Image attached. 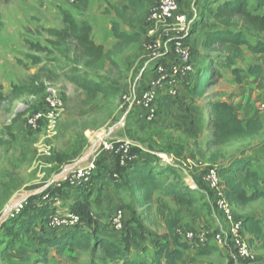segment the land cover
<instances>
[{"label": "rangeland", "instance_id": "rangeland-1", "mask_svg": "<svg viewBox=\"0 0 264 264\" xmlns=\"http://www.w3.org/2000/svg\"><path fill=\"white\" fill-rule=\"evenodd\" d=\"M224 1L180 2V13L192 24L201 25L187 38L196 69L185 84L189 101L178 105L180 96L167 102L162 97L160 116L155 121H137L132 113L126 128L115 130L123 96L139 92L143 80L150 77L152 68L148 65L152 67L153 63H149L143 47L148 40L145 19L159 0H147L141 14L127 9L128 0H88L87 9L80 8L79 0H0V264H112L102 261V250L93 242L88 249H67L60 254L56 246L42 241L82 231L91 239L121 243L127 228L142 234V246L131 250L130 258L150 263L158 245L170 243L166 222L176 213L177 233L188 231L194 235L187 241L191 249L184 253L180 264H264V249L251 243L245 232L254 256L250 263L237 257L230 241L224 247L217 243V235L226 237V227L204 181L210 169L221 170L245 156L257 161L258 168L264 167V130L222 148H206L211 134L209 102L225 96L237 99L243 88L232 70L222 67L227 53L220 43L205 36L207 28L236 30L250 43L264 44V35L250 30L241 18L227 21L218 17L219 5ZM260 1L246 0L250 7L264 13V8L258 7ZM63 11L90 24L92 40L103 46L110 59L104 70L87 67V60L72 40L63 42L51 34L67 29ZM114 27L126 36L124 41L115 37ZM35 45L44 49L37 50ZM252 65L262 66L263 70L257 76L243 77V85L254 89L252 112L245 115L259 117L264 125V54L244 48L239 67L248 69ZM206 68L211 70L212 79L205 88L210 79L205 73L201 86L205 92L195 98L191 89L198 71ZM74 74L112 85L117 92L91 99L71 81ZM54 93L62 102L56 129L51 132L46 123L30 129L28 119L45 112L47 99ZM170 106L175 112L169 111ZM106 139L131 142L132 154H143L144 161L150 157L152 167L162 171L160 180L164 185L178 183L179 189H187L195 199L194 206L182 207L162 192H155L152 202H147L144 192L135 189L131 181L135 166L125 168L118 179L114 178L113 159L99 154ZM96 155L97 173L86 193L71 189L67 183L59 186L68 172L88 164ZM85 197L88 203L83 205ZM19 203L23 208L17 213ZM86 207L92 222L80 224ZM49 209L56 211L50 222L44 219ZM233 211L240 218L253 214L264 225V202L246 208L233 206ZM118 212L123 216L122 232L115 227ZM74 218L79 222L73 223Z\"/></svg>", "mask_w": 264, "mask_h": 264}, {"label": "trees", "instance_id": "trees-1", "mask_svg": "<svg viewBox=\"0 0 264 264\" xmlns=\"http://www.w3.org/2000/svg\"><path fill=\"white\" fill-rule=\"evenodd\" d=\"M79 3L80 8H88V0H79ZM146 3L147 0H128L127 9L133 14H141L146 10ZM258 7L264 8V0L260 1ZM255 9L250 7L246 0H225L224 3H220L217 14L219 18L227 21L241 18L250 30L264 35V13H259ZM63 15L67 29L63 31L53 30L51 34L63 42L72 40L76 45L77 51L87 60V67L97 71L104 70L110 59L105 53L103 46L96 45L92 40V27L90 24L86 21H79L73 18L67 11H63ZM199 26L201 25L198 23L192 25L193 33L198 30ZM2 28L3 23L0 20V31ZM113 32L118 40H125L126 36L117 27L113 28ZM205 36L223 46L227 56L222 63V67L232 70V74L239 85L243 84L244 76L250 78L262 72V66L252 65L248 69H244L239 67V63L244 58V48H248L253 54L263 55V43H250L242 32L227 29L220 30L218 27L207 28ZM35 48L37 50L44 49L40 45H35ZM205 73H208L210 76V79L206 80L205 88L210 84V80L212 79L211 70L206 68L204 71H198L195 83L191 89L195 98L201 97L205 92V88L201 90ZM71 81L91 99H95L99 95L110 96L117 92L116 87L112 85H106L103 82L95 83L77 74L73 75ZM201 93L202 95L199 96ZM167 100H170V98L165 97L166 102ZM208 107L211 113V134L206 144L207 150L222 148L231 143L258 136L264 130L263 122L259 117L248 120L240 118L236 108L229 101H210ZM137 155V160L126 168L135 166L131 181L135 184V189L144 192L147 202H152L155 192H162L166 197H169L182 207L191 208L194 206L195 199L187 189H179L178 183L165 186L160 180L163 173L152 167V159L149 157L144 161L143 154ZM142 161L145 162L144 165H141ZM256 163L257 161L241 157L229 163L227 167L225 166L221 170H218L224 184L225 195L233 206L244 208L259 201L264 202V167L258 168ZM115 170L113 172H117L120 177L121 171L125 170V168L117 167ZM87 189L78 191L86 193ZM82 202L83 205L88 203L87 197L83 198ZM32 214L35 216L36 210H33ZM54 216H56V211L49 209L44 219L50 222ZM90 216L92 214L86 207L85 215L80 217V224H90L92 222ZM242 220L245 234L250 237V242L256 243L260 246V249H264L263 221L255 216L243 217ZM166 224L170 243H160L155 250L154 260L150 263L145 259L133 260L129 256L131 250L140 249L142 246V234L135 229H125L121 243H115L109 239H100L99 237L91 239L89 235L82 233V231L74 232L65 237L66 239H50L42 242L50 246H56L60 254H64L67 249H88L93 242L102 250V261L112 264H180L184 260V253L190 250L191 247L183 239L182 235L176 231L178 225L177 213L174 214L173 219H167Z\"/></svg>", "mask_w": 264, "mask_h": 264}, {"label": "built area", "instance_id": "built-area-1", "mask_svg": "<svg viewBox=\"0 0 264 264\" xmlns=\"http://www.w3.org/2000/svg\"><path fill=\"white\" fill-rule=\"evenodd\" d=\"M180 2L181 0H159L155 6L149 9L145 19L148 40L143 47L147 57L150 58L149 63H153L152 67L150 64L148 65L152 68L150 72L152 75L147 78L141 91L123 96L120 106L121 116L115 130L125 129L130 122L132 113H136L143 121H155L160 116L158 105L161 98L168 97L171 101L178 99L184 84L189 83L194 76L196 69L193 53L187 39L193 32V24L185 14L180 13ZM163 38L168 40L165 42ZM61 108V100L55 93L51 94L47 99L46 111L37 113L28 119L29 128L36 130L41 123H46L48 129L54 132ZM100 153L111 157L116 169L117 167L126 168L138 158L137 154H132L129 141L103 140ZM98 156H94L95 158L88 164L68 172L58 182L59 186L67 183L74 190L87 189L97 172ZM114 177L119 178L117 172L114 173ZM204 181L212 191L214 207L222 216L226 227V237L224 238L221 234L217 235V243L224 247L228 240L241 261L247 263L254 261L251 246L244 234L243 220L235 215L233 205L225 195L218 169H210L206 173ZM16 208L17 213L20 212L23 204H17ZM122 219V212H118L115 218V227L119 232L123 231ZM74 221L73 223H78L79 218H74ZM180 234L185 241H191L194 238V235L188 231L180 232Z\"/></svg>", "mask_w": 264, "mask_h": 264}, {"label": "crops", "instance_id": "crops-1", "mask_svg": "<svg viewBox=\"0 0 264 264\" xmlns=\"http://www.w3.org/2000/svg\"><path fill=\"white\" fill-rule=\"evenodd\" d=\"M181 1H184V0H181ZM146 57H147V55H146ZM150 76L152 75V73H150L149 74ZM259 75V74H258ZM257 76V75H256ZM251 78V77H250ZM147 81V79L145 78L144 80H143V82L141 83V86H142V84H145V82ZM240 87H243L242 89H241V92L238 94V98L236 99V97H232V96H230V97H227V96H225V97H223V98H219L218 100H226V101H229L230 103H232L233 105H234V107L236 108V110H237V114H238V116L240 117V118H242V119H244V120H248V119H255V117H246V115H250L251 114V112H252V108H253V105L251 104L252 102H251V97H252V92L254 91V89H252L253 88V86H250V87H248V84H246V85H241ZM141 88V87H140ZM142 90V89H141ZM140 90V91H141ZM187 94H186V88L185 87H183L182 89H181V93H180V99H181V103L180 104H178V105H183L184 103H186L187 102V100L189 101V99L187 98V96H186ZM177 105V106H178ZM169 111L170 112H175L174 111V109H173V106H170L169 107ZM209 111V110H208ZM246 114V115H245ZM135 115V116H134ZM134 115H132V118L133 117H135L136 119H137V121H140L141 119L139 118V116L136 114V113H134ZM179 115H184V114H181V113H179ZM134 118V119H135ZM182 119H186V117H184V118H182ZM187 120V119H186ZM182 122H183V124H186L185 123V120H182ZM205 134H206V132H205ZM107 140V139H106ZM245 157H247V156H245ZM247 158H249V157H247ZM250 159V158H249ZM259 202H263V201H259ZM256 203H258V202H256ZM253 204H255V203H253ZM253 204H250V205H253ZM249 205V206H250ZM248 207V206H247ZM246 208V207H245ZM247 216H253V214H247V215H243V217H247ZM248 236V235H247Z\"/></svg>", "mask_w": 264, "mask_h": 264}]
</instances>
